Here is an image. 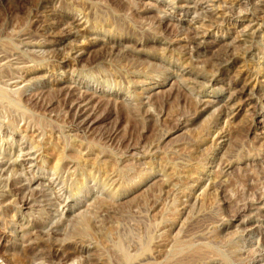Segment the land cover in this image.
<instances>
[{"label":"rangeland","instance_id":"rangeland-1","mask_svg":"<svg viewBox=\"0 0 264 264\" xmlns=\"http://www.w3.org/2000/svg\"><path fill=\"white\" fill-rule=\"evenodd\" d=\"M186 1L0 0V264H264V0Z\"/></svg>","mask_w":264,"mask_h":264},{"label":"bare ground","instance_id":"bare-ground-1","mask_svg":"<svg viewBox=\"0 0 264 264\" xmlns=\"http://www.w3.org/2000/svg\"><path fill=\"white\" fill-rule=\"evenodd\" d=\"M209 1H211V0H194L193 3H189V2L186 1V2H184V4H183L182 6H180V7H181L182 9L188 10V12H189L190 10H193V9H194V10H195V9H199L200 7H202V4L207 3V2H209ZM202 8H203V7H202ZM205 12H206V11H205ZM207 13H208V12H207ZM212 13H213V12H212ZM212 13H211V15H212ZM211 15H210V17H211ZM215 15H216V14H215ZM208 16H209V15H208ZM208 16H207V17H208ZM212 16H213V15H212ZM214 17H215V16H214ZM222 17H223V16H222ZM222 17H221V18H222ZM215 18H216V17H215ZM218 18H219V17H218ZM218 18H217V19H218ZM211 20H212V19H211ZM211 20H210V22L214 21V20H212V21H211ZM212 23H213V22H212ZM76 24H77V23H76ZM94 25H95V24H94ZM172 27H173V26H172ZM94 28H95V27H94ZM185 29H186V28H185ZM206 30H207V29H206ZM94 31H95V30H94ZM97 31H98V30H97ZM78 34H79V32H74V33H73V35H77V36H79ZM253 34H254L253 32H252V33H251V32H250V33H246V37H250V36L253 35ZM109 35H110V34H109ZM252 37H253V36H252ZM94 38H95V37H94ZM97 39H98V38H97ZM101 39H102V38H101ZM196 39H197V38H196ZM196 39L194 40L193 43H196V42H197ZM252 39H253V38H252ZM251 41H252V40H251ZM42 42H43V41H42ZM52 43H53L52 41H49V44H52ZM253 43H254V42H253ZM49 44H48V45H49ZM115 44H116V43H115ZM197 44H198V45H197L196 48H197V49H200V48H201L200 46H202V42L197 43ZM232 44H233V43H232ZM28 45H31V43L28 44ZM43 45H44V44H43ZM228 45H230V44H228ZM253 45H254V44H253ZM33 46H39V42H34V43H33ZM40 47H41V46H40ZM42 47H43V46H42ZM202 49H203V48H202ZM256 50H257V49H256ZM25 51H26V50H25ZM37 51L40 52L41 50H37ZM42 51H44V50H42ZM45 51H46V50H45ZM196 51H197V50H196ZM198 52H199V51H198ZM34 53H35V52H34ZM44 53H45V52H44ZM41 54H42V53H41ZM51 55H52V54H51ZM262 58H263V57H262ZM160 59H161V58H160ZM257 59H259V58H257ZM2 60H3V59H2ZM39 60H40V59H39ZM39 60H38V61H39ZM76 60H77V59H76ZM0 61H1V59H0ZM261 62H262V61H261ZM258 63H259V62H258ZM35 64H36V63H35ZM164 64H165V62H164ZM176 64H177V63H176ZM263 64H264V63H263ZM263 64H262V65H263ZM253 65H254V64H253ZM30 66H31V65H30ZM3 67H4V66H3ZM3 67H2V68H3ZM0 71H1V70H0ZM5 71H6V70H5ZM3 72H4V71H3ZM27 72H28V71H27ZM30 72H31V71H30ZM199 74H200V73H199ZM199 74H198V75H199ZM151 75H152V74H151ZM195 75H196V74H195ZM148 76H149V75H148ZM204 76H205V75H204ZM204 76H202V77H204ZM22 77H23V76H22ZM29 80H30V79H29ZM33 80H34V79H33ZM194 80H195V79H194ZM17 81H18V80H17ZM27 81H28V80H27ZM19 82H20V81H19ZM22 82H23V81H22ZM22 82H21V83H22ZM30 82H31V81H30ZM25 83H26V82H25ZM11 84H15V82H13V83H11ZM11 84H10V85H11ZM28 84H29V83H28ZM37 84H38V83H37ZM10 85H9V86H10ZM23 85H24V84H23ZM11 86H12V85H11ZM29 86H30V85H29ZM3 87H4V86H3ZM12 87H13V86H12ZM14 87H16L17 90H20V89H21V88L19 87V83H17V82H16V84L14 85ZM21 87H22V86H21ZM3 89H4V88H3ZM5 89H6V88H5ZM24 89H28V86H25ZM258 90H259V89H258ZM251 92H252V91H251ZM10 93H11V91H10ZM16 93H17V92H16ZM249 93H250V92H249ZM0 94H2V92H1ZM7 94H8V92H7ZM12 95H13V94H12ZM4 97H5V96H3V98H4ZM258 97H259V96H258ZM5 98H6V97H5ZM11 98H12V97H11ZM11 98H8V100L11 99ZM147 98H148V97H147ZM6 100H7V99H6ZM14 100H15V99H14ZM227 100H228V99H227ZM230 100H231V99H230ZM239 100H240V99H239ZM2 101H3V100H2ZM231 101H232V100H231ZM9 102H10V103H13L11 100H10ZM4 103H5V105H6V102H4ZM4 103H3V104H4ZM0 105H1V103H0ZM7 105H8V104H7ZM10 105H11V104H10ZM14 106H15V105H14ZM18 106H19V105H18ZM226 106H227V105H226ZM221 107H222V106H221ZM16 108H17V107H16ZM227 108H228V107H227ZM1 110H2V109H1ZM233 112H234V110H233ZM22 113H23V112H22ZM262 118H264V116H263ZM37 142H38V141H37ZM39 142H40V141H39ZM49 144H50V143H49ZM37 146H38V145H37ZM45 146H46V145H45ZM37 149H38V148H37ZM1 152H2V151H1ZM29 155H30V154H29ZM26 156H27V155H26ZM0 157H1V155H0ZM19 157H20V156H19ZM1 158H2V157H1ZM61 159H62V158H61ZM61 159H60V160H61ZM74 160H75V159H74ZM57 161H59V159H58ZM59 162H61V161H59ZM59 162L57 163V165L59 164ZM9 163H10V162H9ZM64 163H65V162H64ZM11 164H12V162H11ZM77 164H78V163H77ZM66 165H68V164H66ZM54 166H55V165H54ZM54 166H53V167H54ZM7 167H8V166H7ZM60 167H61V166H60ZM10 169H11V167H10ZM58 170H59V169H58ZM58 170H57V171H58ZM11 171H12V170H10V173H11ZM55 171H56V170H55ZM21 175H22V174H21ZM21 175H20V176H21ZM25 179H26V178H25ZM7 181H8V180H7ZM31 206H32V205H31ZM259 208H260V207H259ZM89 209H90V207H89ZM85 212H86V211H85ZM80 213H81V212H80ZM82 215H83V214H82ZM79 221H80V220H79ZM11 224H12V223H11ZM262 227H264V226L262 225ZM252 228H253V227H252ZM23 236H24V235H23ZM161 248H162V247H161ZM181 248H182V247H181ZM167 253H168V252H167ZM16 254H17V253H16ZM11 255H12V254H11ZM8 257H9V256H8ZM11 257H12V256H11ZM1 259H2V258H1ZM262 260H263V259H262ZM7 262H8V261H7ZM3 264H4V263H3ZM39 264H40V263H39Z\"/></svg>","mask_w":264,"mask_h":264}]
</instances>
